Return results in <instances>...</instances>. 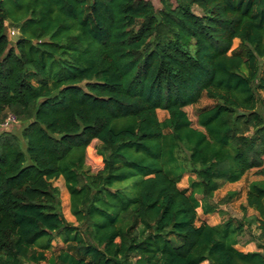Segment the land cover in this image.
<instances>
[{"label":"trees","instance_id":"trees-1","mask_svg":"<svg viewBox=\"0 0 264 264\" xmlns=\"http://www.w3.org/2000/svg\"><path fill=\"white\" fill-rule=\"evenodd\" d=\"M159 2L0 0V264H264V0Z\"/></svg>","mask_w":264,"mask_h":264},{"label":"rangeland","instance_id":"rangeland-1","mask_svg":"<svg viewBox=\"0 0 264 264\" xmlns=\"http://www.w3.org/2000/svg\"><path fill=\"white\" fill-rule=\"evenodd\" d=\"M155 9H159L160 8V2L159 0H149ZM193 12L196 15H200V10L196 7H193ZM6 27V35L8 37L9 40V44L13 45L14 40L17 38V31L13 30V27L9 24L6 23L5 24ZM14 31V35L11 34V32ZM239 45V41L238 40H234L233 41V45H232V50L236 49ZM261 75L264 78V66L261 67ZM263 96V92L261 93ZM213 102L209 99L206 98H202L196 105L194 106H189L186 107L184 109V111L187 114V117L189 118V120L192 123V126L195 128H198L196 125V113L197 110L206 106H210L212 105ZM158 118L160 120H163L165 117H167V113L163 112V111H158L157 112ZM21 124L20 123H15L10 125V127L7 130H10L12 132H14L17 136L20 135V129H21ZM0 131H3V129H0ZM96 144V141H93L91 143V145L86 149V165L87 167L90 169V171L92 173L100 170L103 166L102 164V160L99 156H97L94 153L93 150V146ZM263 162H264V157H263ZM254 171H251L249 173H247L245 175L244 178H242L236 185L233 186H229V185H224L222 188H220L215 194H214V198L213 200L215 202L220 201L222 198H224V196L226 195L227 191L230 190H235V192H237L234 196V198L228 202V203H224L222 205L219 206V209L225 211L227 213L228 216L233 217V218H240L241 217V211H240V205L244 202V198H245V193L247 190V184L252 181V180H256L259 179L257 177H255ZM52 185L57 187L59 190V198H60V207H61V213L63 214V217L65 218L66 221L75 224L74 218L71 216L70 211H69V196L67 193V190L64 186V182L62 180V178H59L57 180H53L52 181ZM178 187L180 189L186 188L187 187V175H184L181 179V181L178 184ZM252 212L250 210H248V215L251 214ZM199 214V221H203V222H207L209 224H214L217 222H220L221 218L217 213H213L211 215H207L204 216L202 214ZM63 248V245L61 244L60 241L55 240L53 242L52 245V250L50 252H47V256H51V254H56L60 249ZM236 248L240 249V250H254V246L252 245H247V246H236ZM41 264H46V263H41ZM202 264H207L202 263Z\"/></svg>","mask_w":264,"mask_h":264},{"label":"built area","instance_id":"built-area-1","mask_svg":"<svg viewBox=\"0 0 264 264\" xmlns=\"http://www.w3.org/2000/svg\"><path fill=\"white\" fill-rule=\"evenodd\" d=\"M11 34L14 35V31L11 32ZM15 123H17L15 117L12 115H9V116H7L5 121L0 124V129L7 130L10 127V125L15 124Z\"/></svg>","mask_w":264,"mask_h":264},{"label":"crops","instance_id":"crops-1","mask_svg":"<svg viewBox=\"0 0 264 264\" xmlns=\"http://www.w3.org/2000/svg\"><path fill=\"white\" fill-rule=\"evenodd\" d=\"M244 177H245V176H244ZM244 177H243V178H244ZM252 181H253V180H252ZM250 182H251V181H250ZM250 182H249V183H250ZM237 183H238V182H237ZM237 183L226 184V185L233 186V185H236ZM249 183H248V184H249ZM248 184H247V187H248ZM246 191H247V190H246ZM227 192H235V190L232 189V190L227 191ZM227 192H226V193H227ZM235 193H237V192H235ZM237 194H238V193H237ZM245 194H246V193H245ZM244 199H245V198H244ZM206 223H207V222H206ZM218 223H219V222L214 223V224H209V223H207V224H209V225H216V224H218ZM237 249H238V248H237ZM238 250H239V251H243V252L252 251V250H240V249H238Z\"/></svg>","mask_w":264,"mask_h":264}]
</instances>
